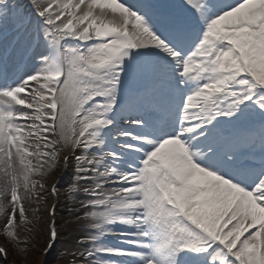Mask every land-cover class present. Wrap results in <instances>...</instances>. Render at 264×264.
I'll list each match as a JSON object with an SVG mask.
<instances>
[{
	"label": "snow or ice",
	"instance_id": "snow-or-ice-1",
	"mask_svg": "<svg viewBox=\"0 0 264 264\" xmlns=\"http://www.w3.org/2000/svg\"><path fill=\"white\" fill-rule=\"evenodd\" d=\"M65 195L83 264H264V0H0L4 236Z\"/></svg>",
	"mask_w": 264,
	"mask_h": 264
},
{
	"label": "rangeland",
	"instance_id": "rangeland-1",
	"mask_svg": "<svg viewBox=\"0 0 264 264\" xmlns=\"http://www.w3.org/2000/svg\"><path fill=\"white\" fill-rule=\"evenodd\" d=\"M67 188H65L62 192H65ZM47 199V198H46ZM62 204L64 206H60V211H58V214H57V218L60 222V225L61 227H65L66 226V221H69L70 219L74 220V217L70 215L69 213V204L67 202V199L66 197L62 196ZM33 207H35V205H33ZM43 206L40 208V212H39V217H40V221L38 223V225L34 228L33 231H28L27 230V227L26 226H23V229L21 230L22 232L20 233L21 235H24V237H27L31 240L34 241L35 245H29L30 247H24V248H21V247H17V249L15 251H13L12 255H13V258L15 259H18V258H22L24 259V256L26 253L29 254V252L31 253V256L33 257V260L38 263L40 261V257H38V252H39V249L42 248L40 245V241H42V239L44 238V235L46 233V230H45V224H46V219H45V215H44V211H43ZM30 214L31 211H29ZM35 225V224H34ZM76 229L75 227H70V229H67V230H74ZM77 230V229H76ZM66 233V232H65ZM26 234V236H25ZM64 235V236H63ZM0 236H3L5 238L6 241H9L7 239L6 236H4L3 234V230H2V227H0ZM63 238L62 240H66V242L70 245H76L77 244V240L76 241H72L71 239L67 238L66 237V234H62L60 236V239ZM78 239V238H77ZM33 243V244H34ZM29 244V243H27ZM40 246V247H38ZM59 246H62V244L58 245ZM25 250V252H23L22 250ZM11 251V249H9ZM57 250V248H56ZM40 255V254H39ZM23 256V257H22ZM74 259V258H72ZM72 259H69V258H64L61 263H68L69 261H71ZM23 262V261H22ZM46 262H48V259L46 258L45 262L43 264H46ZM31 263V262H30ZM40 263V262H39Z\"/></svg>",
	"mask_w": 264,
	"mask_h": 264
},
{
	"label": "bare ground",
	"instance_id": "bare-ground-1",
	"mask_svg": "<svg viewBox=\"0 0 264 264\" xmlns=\"http://www.w3.org/2000/svg\"><path fill=\"white\" fill-rule=\"evenodd\" d=\"M35 68V67H34ZM33 69V68H32ZM37 69V67L34 69V70H36ZM69 167H70V165H69ZM120 230H131V229H123V228H121ZM109 241H108V243H110L111 245H114L115 244V246L116 247H121V246H123V245H121V244H119V242H118V238H116V237H108L107 238ZM104 243H106V241L104 240L103 241ZM114 243V244H113ZM136 264H139V262H136Z\"/></svg>",
	"mask_w": 264,
	"mask_h": 264
}]
</instances>
